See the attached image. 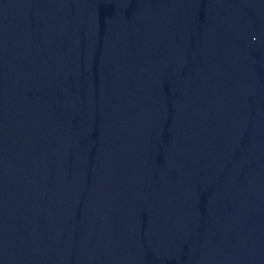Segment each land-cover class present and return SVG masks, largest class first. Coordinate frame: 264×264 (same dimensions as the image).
<instances>
[{"label": "water", "instance_id": "1", "mask_svg": "<svg viewBox=\"0 0 264 264\" xmlns=\"http://www.w3.org/2000/svg\"><path fill=\"white\" fill-rule=\"evenodd\" d=\"M0 264H264V0H0Z\"/></svg>", "mask_w": 264, "mask_h": 264}]
</instances>
